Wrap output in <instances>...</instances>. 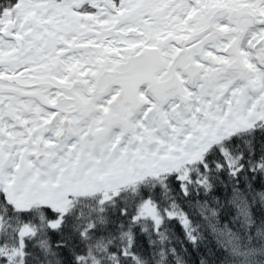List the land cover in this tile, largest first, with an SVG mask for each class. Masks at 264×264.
<instances>
[{"label": "snow or ice", "instance_id": "6c2138e0", "mask_svg": "<svg viewBox=\"0 0 264 264\" xmlns=\"http://www.w3.org/2000/svg\"><path fill=\"white\" fill-rule=\"evenodd\" d=\"M0 264H264V0H0Z\"/></svg>", "mask_w": 264, "mask_h": 264}, {"label": "trees", "instance_id": "16d2710c", "mask_svg": "<svg viewBox=\"0 0 264 264\" xmlns=\"http://www.w3.org/2000/svg\"><path fill=\"white\" fill-rule=\"evenodd\" d=\"M195 259H196V256H195V255H193V257H192V260H193V261H195Z\"/></svg>", "mask_w": 264, "mask_h": 264}]
</instances>
